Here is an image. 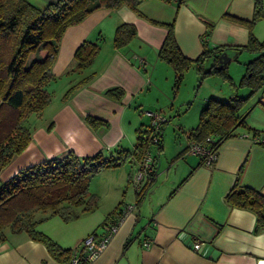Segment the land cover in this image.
<instances>
[{"label":"crops","instance_id":"crops-1","mask_svg":"<svg viewBox=\"0 0 264 264\" xmlns=\"http://www.w3.org/2000/svg\"><path fill=\"white\" fill-rule=\"evenodd\" d=\"M27 1L43 8L56 0ZM231 16L246 21L254 19L251 27L254 36L264 37V0H143L136 10L126 5L95 9L81 22L68 26L52 65L53 79L48 83L50 101L40 112L27 117L30 140L2 169L1 179L6 180L20 169L45 159L64 156L68 151L78 156L132 151L140 129L149 124L146 111L164 115L167 109L170 116L173 112L178 115L183 106L189 107V98L178 97L179 87L174 90L172 66L158 56L167 32L166 23L173 22L174 38L181 52L196 58L203 50V41L210 47L247 42L248 23ZM121 23L134 25L136 34L118 48L113 44V35ZM84 40L98 41V53L89 67L73 70L74 52ZM250 53L248 61L256 56ZM88 74L91 78L87 82L64 97L71 85ZM112 87L122 90L119 98L105 94ZM229 96L225 90L201 96L194 120L193 115L190 122L179 117V133L164 130L168 121L164 115L166 121L158 129L160 147L158 143H150L148 147L149 151L154 146L157 153L152 155L153 185L120 222L106 247L86 264L264 263V226L256 225L252 211L232 206L225 199L236 179L264 194V144L247 130L264 131V93L257 92L246 103L244 126L237 127L238 134L220 144L212 164L186 150L187 134L196 126L197 113L207 99ZM88 117L107 124L94 127ZM148 132L151 134L150 128ZM132 158L90 177V191L99 196L94 210L70 221L54 214L42 220L38 228L71 250L78 248L89 233L102 235L116 214L105 224L101 222L124 201L123 189L131 190L133 198L124 202L134 204L136 200L131 184L126 186L137 164ZM123 163H128V169L122 167ZM51 219V225H41ZM96 227L99 229L95 230ZM195 239L202 241L197 250L191 247ZM145 240L149 241L148 247L143 245ZM0 264L62 262L42 242L24 233L7 232L0 241Z\"/></svg>","mask_w":264,"mask_h":264},{"label":"trees","instance_id":"trees-1","mask_svg":"<svg viewBox=\"0 0 264 264\" xmlns=\"http://www.w3.org/2000/svg\"><path fill=\"white\" fill-rule=\"evenodd\" d=\"M141 1L56 0L39 8L27 0H0V172L30 140V130L24 121L30 114L40 112L50 101L46 85L53 79L52 65L64 30L81 22L95 9L126 5L136 10ZM231 18L248 23L249 35L245 44L210 47L203 41L202 52L196 58H189L181 52L174 38L173 22H168L166 35L158 50L159 58L173 68L174 90L179 87L185 70L192 64L201 78L214 73L230 78L226 64L217 65L222 51L231 48L256 53L245 63V73L238 85L248 88V92L242 95L236 91L225 99L209 97L199 112L196 126L187 134L188 140L216 150L226 138L238 134L237 127L244 126L243 108L250 98L259 91L264 93V38L254 36L251 29L254 19L246 21L234 16ZM135 34L134 25L119 24L113 35L114 46L119 48L126 45ZM205 34H209V28ZM99 46L98 41H82L74 52L73 70L89 67ZM205 63H208V68L204 67ZM90 78L91 74H88L71 85L64 97ZM234 88L236 90L237 85ZM105 94L119 98L122 90L112 87L105 90ZM87 120L94 127L107 124L96 117H88ZM247 130L264 144V131ZM148 131L149 124L146 129H140L132 151L119 150L108 155L98 152L89 156H78L68 151L64 156L45 159L22 168L6 180L0 177V241L6 238L7 232L24 233L42 242L49 253L62 263L68 262L73 250L60 246L39 230L37 225L54 214L64 221H70L81 213L94 210L99 196L90 191V177L130 157L136 161L141 159L151 143L152 137ZM157 134L159 136V132ZM157 143L160 147V138ZM130 179L126 186H129ZM153 183L154 178L140 191H135L134 205H138ZM225 199L232 206L252 211L256 215V225L264 226V194L260 191L236 179ZM123 203L121 200L116 208L108 212L101 224L116 214L114 222L120 215Z\"/></svg>","mask_w":264,"mask_h":264},{"label":"built area","instance_id":"built-area-1","mask_svg":"<svg viewBox=\"0 0 264 264\" xmlns=\"http://www.w3.org/2000/svg\"><path fill=\"white\" fill-rule=\"evenodd\" d=\"M146 114L150 119L149 128L152 137L151 143H157L159 140V136L157 134L158 129L160 125L166 121V118L161 113L155 111H146ZM186 150L187 152L199 155L203 159V162L209 165L212 164L217 158L216 149H212L206 145L198 144L192 140H188ZM153 178L155 179V160L147 150L141 159L137 161L136 167L133 170L130 179V184L135 191H140L146 184L150 183ZM134 208L135 205L133 203L124 202L121 206L120 215L107 227L106 232H104L102 235H97L95 233H89L86 235L83 238L81 245L73 250L70 260L62 264H86L91 259L97 257L106 247L113 234L116 232L120 222ZM201 244L202 241L195 239L193 240L191 247L197 250L201 247ZM143 245L148 247L149 241H143Z\"/></svg>","mask_w":264,"mask_h":264},{"label":"rangeland","instance_id":"rangeland-1","mask_svg":"<svg viewBox=\"0 0 264 264\" xmlns=\"http://www.w3.org/2000/svg\"><path fill=\"white\" fill-rule=\"evenodd\" d=\"M226 53L230 57V60L226 63V71L229 74L230 78L223 77L217 73L201 78L193 64L190 65L185 70L184 77L182 78V81L180 82V86L178 88V90H180V94L178 97L185 99L189 98L187 99L189 101V107L185 109V107L183 106L181 109L182 111H180L178 115H176L175 112H173L169 116L167 109L165 111L166 113L162 112L165 115V117L168 119V121L165 123L164 130L167 128V131L172 130V131H177L179 133L180 129L177 128V126L178 124H180L179 123L180 116L184 117L186 122H190L192 120V115H193V120H194V114H196V112L194 113V111H196V107L198 106V102L201 100V96H203L206 93L209 94L211 91L225 90V92H227V94L230 93V95L236 93V91L237 93L244 95L248 92V88L239 87L238 85L240 83L242 75L245 73L244 63L248 61V58H250L251 53L246 50L234 51L230 49L226 51ZM208 66H209L208 63H205L204 67L208 68ZM236 85L237 88L235 90L234 87ZM46 88L49 89L50 84L49 85L47 84ZM198 115L199 113H197L196 116L197 119H198ZM24 124L27 125V119L24 121ZM149 151L151 155H155V156L157 155L154 146L150 147ZM122 167L128 169V163H123ZM121 198H123L124 201L133 199L131 190L123 189ZM57 216L59 217V215ZM75 221L76 222H72V223H77L78 221H80V219ZM52 222H53L52 219L47 220L46 222L41 223V225L45 224L49 226L52 224ZM38 229L40 230V227ZM98 229L99 227L95 228V230Z\"/></svg>","mask_w":264,"mask_h":264},{"label":"water","instance_id":"water-1","mask_svg":"<svg viewBox=\"0 0 264 264\" xmlns=\"http://www.w3.org/2000/svg\"><path fill=\"white\" fill-rule=\"evenodd\" d=\"M230 60V57L227 55L226 51H222L217 59V65L221 66L223 64H226Z\"/></svg>","mask_w":264,"mask_h":264}]
</instances>
